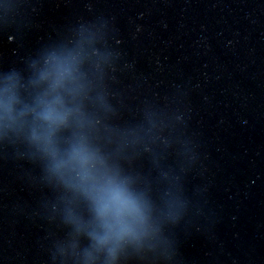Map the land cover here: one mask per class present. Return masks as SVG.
<instances>
[{"label":"water","instance_id":"water-1","mask_svg":"<svg viewBox=\"0 0 264 264\" xmlns=\"http://www.w3.org/2000/svg\"><path fill=\"white\" fill-rule=\"evenodd\" d=\"M0 264H264V0H0Z\"/></svg>","mask_w":264,"mask_h":264}]
</instances>
